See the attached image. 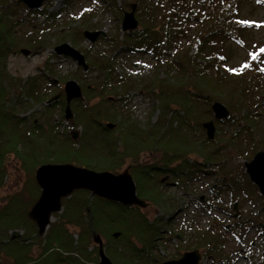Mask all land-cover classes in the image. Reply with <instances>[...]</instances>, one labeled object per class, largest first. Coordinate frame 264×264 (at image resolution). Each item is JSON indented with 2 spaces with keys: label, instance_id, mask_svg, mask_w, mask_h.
I'll list each match as a JSON object with an SVG mask.
<instances>
[{
  "label": "trees",
  "instance_id": "16d2710c",
  "mask_svg": "<svg viewBox=\"0 0 264 264\" xmlns=\"http://www.w3.org/2000/svg\"><path fill=\"white\" fill-rule=\"evenodd\" d=\"M102 1L118 17L122 16L124 8L135 2ZM137 1L135 15L139 27L123 32L120 42H124L127 49L150 52L157 62L152 75L141 80L156 103L154 108L158 110V116L155 121L142 124L130 118L125 110L117 112L118 99L113 96H125V89L133 81L116 72L113 56L88 57L90 65L101 72L103 79L91 86L89 82H82L88 100L73 99L70 102L73 126L82 128L79 138H73L72 131L60 130L58 122L48 121L45 125V121H30V116L19 115V105L29 103L31 99L43 103L47 100L45 87H41L36 79L29 78L24 93H19L16 99L9 97L0 83V192L7 175L6 158L9 155L18 160L27 177L23 191L5 199L0 194V264H99L95 236L101 238L104 252L113 264H158L153 250L157 240L164 238L162 233L168 228L171 215L162 221L160 216L149 217L145 208L172 207L175 203L167 186L178 183L182 187L195 172L213 174L212 170L202 168L222 158L220 145L216 138L209 139L200 134L202 122L212 116V102L227 98V105L236 102L235 106L239 105L244 111L242 123L230 136V140L233 139L230 142L239 140L243 134L252 153L264 147V98L257 103L247 102L250 89L256 86L260 76H264L257 63L261 56L258 52L255 60L231 66L227 64L228 50L222 46L225 40L242 36L246 26L238 17L237 2L218 14H204L199 10L194 15L189 8L195 0H169L164 8L160 0ZM10 4L9 0H0V63L15 44L14 26L7 21L11 11L6 6ZM43 6L29 12L52 20L60 16V10L48 11ZM89 10L84 8L82 13ZM190 26L195 29L193 39L197 42L193 54H190L191 47L181 48V41L187 38ZM84 27L89 25L85 23ZM75 33L82 37L81 30ZM118 35L119 28L112 36L117 38ZM71 41L76 43L77 38L72 36ZM37 42L39 39L31 37L29 44ZM160 69L164 71L163 77L159 75ZM93 97L99 99L90 101ZM60 103L64 108L63 98ZM50 106L51 103L45 104L46 109ZM230 115L228 119L233 117ZM175 121L177 123L173 125ZM107 122L115 125L108 129L105 127ZM215 123L218 126L215 135L218 136L223 120ZM146 150L156 151L158 157L149 162L138 161L139 155ZM192 156L195 160H191ZM127 159L134 161L126 169L134 179L137 196L145 202L144 207L123 205L92 195L88 190L76 189L62 198V211L55 215L45 233L38 232L27 213L40 194L34 178L39 165L72 163L95 171L118 173ZM162 174H167L173 182H165ZM220 178V183L215 184L217 192L225 181L235 183L230 176ZM237 180L248 185L245 172ZM238 222L235 220L220 231L211 225L205 230H197L193 234L194 247L201 248L203 257H208L213 264L227 263L229 255L225 254L224 241L229 233L245 228L248 221ZM256 226L261 230L260 224ZM20 230L23 234L18 233ZM34 246H37L36 251Z\"/></svg>",
  "mask_w": 264,
  "mask_h": 264
},
{
  "label": "rangeland",
  "instance_id": "374dc122",
  "mask_svg": "<svg viewBox=\"0 0 264 264\" xmlns=\"http://www.w3.org/2000/svg\"><path fill=\"white\" fill-rule=\"evenodd\" d=\"M160 1L163 4L160 5L164 8L166 1L169 0ZM210 1L212 0H195L189 9L194 15L195 11L199 10L204 14H218L223 8H228L236 1L238 17L246 25L242 29V36H237L236 40L229 38L222 44L228 50L227 64L239 66L244 62L253 61V55L259 52L261 58L257 63L264 74V52H260V49L264 48V0H214L212 3ZM9 2L11 4L6 7L11 12L7 16V21L14 26L15 37L13 39L15 44L12 51L0 63L1 85L8 96H15V99L19 93H24L27 86L25 83L28 84L29 78L36 79L41 87H45L44 93L48 96L47 100L60 93L59 97L51 102L48 109L45 107L47 100L44 101V104L31 99L29 103L19 105L17 107L19 115L30 116V118L28 117L30 121H45V125L48 121L58 122L60 130L77 132L76 137L79 138L82 128L80 125L73 126L72 111L71 118L66 119L64 115V84L69 79L77 81L82 91V99L80 100H88L84 94L82 82H89L91 86L93 83L99 84L103 79L101 72L90 65L88 57L94 58L100 54L103 57L113 56L116 72L131 78L133 81L125 89V96L121 98L117 95L113 96L118 99L116 102L118 105L117 112L119 110L124 112L125 110L130 118L142 124L149 120H156L158 116V110L154 108L156 103L142 86L141 80L152 75L156 70L154 65L157 62L150 52L127 49L128 47L124 46V42H120L121 38L124 37L123 32H125L120 27L123 11L129 10L130 7L124 8L122 16L118 17L112 9L106 7L102 0H45L41 7L44 5L43 7H46L48 11L60 10V16L52 20L51 18H44L43 15L29 12L32 9H41V7L30 9L20 0H9ZM133 3H136L137 9L138 1L135 0ZM84 8L91 10L83 14ZM161 15L160 13L159 18ZM85 23L89 27H84ZM190 27L187 38L181 41V48L189 46L191 47L190 54H193L197 42L193 39L195 29ZM117 28H119V35L114 38L112 34ZM85 29L102 30L104 36H98L95 41L91 42L83 35ZM79 30L82 32V37L75 33ZM110 35L114 38L113 40ZM72 36L77 38L76 43L71 41ZM31 37L39 39L40 42L29 44ZM101 37L107 39L102 40ZM63 42H68L83 53L88 65L87 70H84L70 56L55 53L53 48ZM21 48L29 49V53L23 54L20 51ZM35 48L37 49L34 50ZM159 75L163 77L164 71L162 69L159 70ZM263 77L260 76L258 82L256 81V86L250 89L248 103H257L259 99L264 98ZM62 98L64 108L60 103ZM98 99L99 97H93L90 101H97ZM214 101L223 103L233 117L230 115V119H224L220 125L219 135L214 133L212 138H216L217 144L220 145L222 158L202 169L212 170L213 174L208 176L209 174L204 171L195 172L184 186L180 187L178 183L167 186L168 194L175 203L174 206L158 205L145 208L149 217L160 216L162 221H165L164 218L168 214L171 215L168 220V228L162 233L164 238L157 240V245L153 250L157 255L158 264L168 259H178L185 251L193 249H198L201 252V259L198 264H213L208 257H203L201 248L194 247L193 234L197 230H205L210 225L220 231L223 226L233 224L235 220L239 221V224L245 220L248 222L242 230L229 233L224 241L225 254L229 255L228 262L225 264H264V208H262L264 197L260 195L256 186L249 181L247 174L248 185L239 183L237 180L238 177H241V173L245 172L244 162L250 160L255 152L252 153V148L250 149L248 146V140L243 134L239 136V140L230 142L233 140H230V136L239 129V125L242 123L241 117L244 111L239 105L235 106L236 102L232 101L227 105V98L225 101ZM210 119H213V112L207 120ZM215 121L216 119H214L216 132L218 126ZM176 123L175 121L173 125ZM200 134L206 137L205 128L202 127ZM256 136L258 137L257 134ZM260 149H264V147H260ZM243 150V155H241ZM248 155L250 156L247 157ZM157 157L156 151L146 150L139 155L137 160L149 162ZM6 159L7 175L0 192L2 199L17 191H23L27 180L18 160L12 155ZM192 159L195 160V157L192 156ZM222 159L223 165L220 161ZM130 162L134 161L127 159L118 173L127 170V165ZM221 176H230L231 180H235V183L229 182V185L225 181V184H222L221 189L217 192L215 184L220 183ZM161 177L165 178V182H173L171 179L169 180L167 174H162ZM234 204H236L235 210L233 209ZM61 211L53 213L54 218L51 222L55 220V215ZM257 224L261 225V230H257ZM18 233L23 234V231L20 230ZM37 246H34L35 251Z\"/></svg>",
  "mask_w": 264,
  "mask_h": 264
},
{
  "label": "water",
  "instance_id": "95a60500",
  "mask_svg": "<svg viewBox=\"0 0 264 264\" xmlns=\"http://www.w3.org/2000/svg\"><path fill=\"white\" fill-rule=\"evenodd\" d=\"M28 8H40L45 0H20ZM136 3H131L129 10L123 11L121 30L129 31L138 27V20L135 17ZM83 35L91 42L98 36H104L102 30L85 29ZM54 51L58 55H67L74 59L84 70L88 69L82 52L77 50L68 42L56 45ZM23 54H28L29 49L21 48ZM65 93V118H71L70 102L73 99H82L81 87L77 81L69 79L64 84ZM60 93L49 98L46 103L49 104L59 97ZM213 119L202 122V127L206 130V137L212 139L215 133L214 119L223 120L229 116L227 107L219 102L213 101L211 104ZM114 123L107 122L105 127L110 129ZM77 132H73V138H76ZM245 172L249 181L254 184L258 192L264 197V149H260L250 160L244 162ZM34 178L40 188V194L37 200L28 210V217L35 223L38 232L44 234L51 220L53 213L62 209L61 200L69 196L76 189H85L107 200L115 201L123 205H139L144 207L145 202L136 194L135 182L131 174L124 170L121 173L110 171H95L86 167L74 165L72 163H45L39 165ZM234 209L236 204H234ZM118 233H115L117 236ZM95 242L99 246V264H113L106 256L102 240L95 236ZM201 259V252L198 249L185 251L178 259H168L160 264H198Z\"/></svg>",
  "mask_w": 264,
  "mask_h": 264
},
{
  "label": "snow or ice",
  "instance_id": "6c2138e0",
  "mask_svg": "<svg viewBox=\"0 0 264 264\" xmlns=\"http://www.w3.org/2000/svg\"><path fill=\"white\" fill-rule=\"evenodd\" d=\"M260 52H264V48H261ZM252 58L255 60L257 58V55L254 54ZM245 67H248V65H245Z\"/></svg>",
  "mask_w": 264,
  "mask_h": 264
},
{
  "label": "bare ground",
  "instance_id": "6f19581e",
  "mask_svg": "<svg viewBox=\"0 0 264 264\" xmlns=\"http://www.w3.org/2000/svg\"><path fill=\"white\" fill-rule=\"evenodd\" d=\"M224 120V119H223ZM237 213V212H236ZM236 215V214H235Z\"/></svg>",
  "mask_w": 264,
  "mask_h": 264
}]
</instances>
